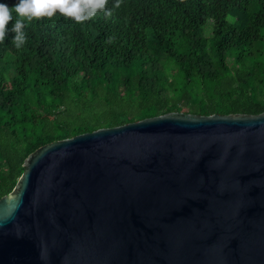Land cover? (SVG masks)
Wrapping results in <instances>:
<instances>
[{
    "label": "water",
    "instance_id": "1",
    "mask_svg": "<svg viewBox=\"0 0 264 264\" xmlns=\"http://www.w3.org/2000/svg\"><path fill=\"white\" fill-rule=\"evenodd\" d=\"M24 167L0 264H264V112L101 128Z\"/></svg>",
    "mask_w": 264,
    "mask_h": 264
},
{
    "label": "trees",
    "instance_id": "2",
    "mask_svg": "<svg viewBox=\"0 0 264 264\" xmlns=\"http://www.w3.org/2000/svg\"><path fill=\"white\" fill-rule=\"evenodd\" d=\"M25 24L23 48L0 41V200L47 144L173 112H264V0H120L111 17Z\"/></svg>",
    "mask_w": 264,
    "mask_h": 264
},
{
    "label": "clouds",
    "instance_id": "3",
    "mask_svg": "<svg viewBox=\"0 0 264 264\" xmlns=\"http://www.w3.org/2000/svg\"><path fill=\"white\" fill-rule=\"evenodd\" d=\"M108 0H16L9 5L0 0V41L12 33L11 44L16 49H21L26 43L25 21L53 18L57 14L76 23H83L94 18L98 12L105 17H111L113 8L120 7V0H113L112 8ZM15 14V15H14ZM14 20L11 27L10 21Z\"/></svg>",
    "mask_w": 264,
    "mask_h": 264
},
{
    "label": "rangeland",
    "instance_id": "4",
    "mask_svg": "<svg viewBox=\"0 0 264 264\" xmlns=\"http://www.w3.org/2000/svg\"><path fill=\"white\" fill-rule=\"evenodd\" d=\"M182 113H184V112H182Z\"/></svg>",
    "mask_w": 264,
    "mask_h": 264
}]
</instances>
